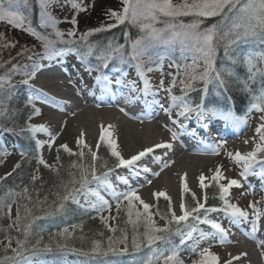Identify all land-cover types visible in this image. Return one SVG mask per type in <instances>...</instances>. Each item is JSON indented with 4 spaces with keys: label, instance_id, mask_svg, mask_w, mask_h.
Here are the masks:
<instances>
[{
    "label": "rangeland",
    "instance_id": "obj_1",
    "mask_svg": "<svg viewBox=\"0 0 264 264\" xmlns=\"http://www.w3.org/2000/svg\"><path fill=\"white\" fill-rule=\"evenodd\" d=\"M77 3H81L86 10L85 11H76L72 8L70 0H53L52 5L47 9L50 14L55 17L56 24L55 28L63 33H67L69 30H74L76 32L75 37H68L65 35L63 37L64 41H72V40H81L80 36L83 33H88L93 29L100 28L104 25H112L116 24V20L114 17H110L108 15L109 11H116L117 13H121L123 11V2L122 0H75ZM174 3L178 2V0H173ZM19 11L25 16V21L22 28H16L12 25L7 24L6 22H0V33H3L4 35V41L0 43H10L14 44V47H0V62L4 63L8 61L10 58H14L11 60V63H5V65L12 67V64H17L20 66V70L16 73H14V79L15 82H18L21 84V81L23 79H26L27 77L24 75L26 71L32 70L33 61H30L27 59L28 55H32L33 53H43L45 51L43 44L40 40L36 38V35L47 37L48 39L56 40V37L53 34V28L48 26V24L45 23L46 17L42 15V10L39 4V0H30V3L27 7L20 6ZM218 16L208 17V18H196L193 16H182L179 17L178 20L180 22H183L185 24H188L192 22L194 19H199L201 21L199 25L198 31L204 32L206 29L210 28V25H206V20L210 18H215ZM75 18L77 21V24L73 26L71 23L72 19ZM168 19L167 17L159 16L158 22H152L149 20H143V18L140 19L139 24H133L129 23L128 21H125L123 24H117L115 27L118 26H125L128 29H130L132 32L128 33L126 37V43H125V51L130 53L131 52V43L134 42L137 39H140L141 37H144L146 35V31H141V24H147V23H153V27L155 28H162L164 27V24L159 21H164ZM37 23V26H33V23ZM112 27V28H115ZM110 28V29H112ZM28 29H31L32 32L36 33V35H32L29 33ZM109 30V29H106ZM105 31V30H102ZM101 32V31H99ZM93 33H96V31H91V34L86 37H90ZM214 37V36H213ZM84 41V40H82ZM213 47L214 46V38H213ZM56 44H62L59 40L56 41ZM24 51V55L18 56L17 53H20ZM216 49L214 51L213 56V65L216 61ZM34 61L38 64H40L39 57L34 56ZM56 61V59H54ZM250 60V59H249ZM248 60V61H249ZM48 61V60H47ZM53 61V60H52ZM99 63V61L96 59L94 63V68ZM263 63L264 60H261L259 56H255L251 60V64L254 66H257L258 68L263 69ZM27 64L28 68L24 69L22 66ZM74 67L78 69L81 75H84V72L87 74L86 77H95L99 75L100 73L90 72L86 71L84 69V66L79 65L78 63H73ZM137 62L135 60L129 59L125 63H120L118 61H112L109 64L108 70L103 73L104 75H107V73L111 74L109 77H116L122 78L123 82H134L136 91H138V88L140 87V92L149 100L152 102H147L150 104L152 108H154V115L159 122H163L165 124L170 123V121L174 119H179L180 123L187 124L188 121L191 119L193 122H197L199 120L197 118L196 114L191 113L188 117V119H184V117H178L177 113L182 111L183 104L182 101H177L175 104H173L167 89L173 84V79L175 78V87H172V94L173 90L176 89L179 92H189L192 90V88H185V84L187 83H193V86L198 84H204V82L200 79L195 80L194 82L190 80L191 75L199 76L205 68L204 64V57L203 54L200 51H197L194 46L191 45V42H189V46L184 47L181 45L180 42L175 43H152L148 49L147 52L142 60V66H143V73L144 78H146L149 82L150 88L147 94L144 92V81L141 79L140 74L137 71ZM177 65H179V69L177 68ZM190 66V67H188ZM256 67V68H257ZM115 68H119L121 71H115ZM151 68L152 71H148V69ZM126 70V75L123 76L120 73ZM84 71V72H83ZM187 72V75H186ZM39 75V71L36 72L35 78L29 81V85H23L25 87L26 93L28 96L27 101L32 104L36 105L37 108L40 109V114L37 115L38 118H35L28 124H32L35 126H41L40 124L44 121H47L50 119V117H57V115L53 114L51 115V112L46 110L42 105L41 102L37 100V97L35 93L33 92V89H36V79ZM79 75V73H78ZM161 81H163V88L161 87ZM181 81H184V83H181ZM72 83L69 87L71 90L76 89L73 86ZM160 105H163L162 108ZM172 105L170 110L171 119L169 118V114L165 112L166 108H169V106ZM180 105V106H179ZM41 108L43 110H41ZM219 112V111H218ZM254 114V116H252ZM243 120L246 121V123H242L238 120L234 121L232 127L234 129H240L242 127H245L246 125L253 124L255 121L260 122L259 117L260 115L258 113H250L247 111L243 113ZM214 116H218L222 118L223 120H229L231 121L232 114L226 113H218V114H212V116H205L206 119L212 120ZM204 116H201V119H203ZM197 119V120H196ZM204 119V120H206ZM69 121V120H68ZM122 121V120H121ZM125 121V120H123ZM118 121L116 122L117 127L125 126L129 127L128 125H124V123ZM126 122V121H125ZM148 123V122H147ZM156 123V122H155ZM155 123H152V125H155ZM27 124V125H28ZM74 126L73 128L78 129L79 124L73 122ZM136 125L133 129H128V133L135 136L133 143L132 141L129 143L130 145L137 146L139 143H143L144 141H147L150 139V135L147 134V126L145 125H151V122L148 124H140ZM78 126V127H77ZM66 129H69V127L66 125ZM55 130L54 133V140H55V146L49 147L47 145L52 140L46 138V135L48 132L51 131V128H47L46 132H29L32 137L30 139L34 142L40 141L41 146L38 147V152L40 155V159H43L44 162L52 168V166L57 161V155L59 151H63V148L61 145H67L70 152L73 153L72 156L74 158V163H78L79 169L81 167H85L86 169L89 167H92L93 165H96L99 168L98 162H94L91 157V153H96V145L99 142L98 145L103 144L106 148H109L108 150L112 151L111 146L108 143V139H105L103 141L100 140V136L96 135L95 140L91 143H88L84 140L85 145L78 146L77 142L70 141L69 137L66 136L65 131L61 129H53ZM93 130L95 128L93 127ZM243 131V130H241ZM240 131V132H241ZM123 134V133H122ZM80 138V136H79ZM85 139V137H83ZM34 139V140H33ZM111 140V139H110ZM112 141V140H111ZM123 139L119 135L117 138V142L112 141L116 145V151L119 153L121 150L123 143ZM221 140H217L212 138L213 142V148L218 149L219 153L216 156L209 157L210 160H216L215 164L213 165V171L211 172V175L209 174L204 183L209 186L213 182L215 183L216 187L219 185L221 186H227L228 182L231 180H236L239 183V187H230L227 194L224 195V199H222V202L224 204V208L226 210L223 211H217V210H211L203 213V218H199L197 222L193 225L194 228H196L197 231L193 232V235L200 238L199 240V248L202 250L204 248H207L211 253L216 255L218 259V264H225L226 260L225 258L231 259L232 257H240L235 263L232 264H264V232L260 231V235H257L255 239L254 237L249 236V238H246V243L236 245L230 249L227 245H225L224 239L222 236L219 237L217 233L215 234L216 229L212 228L211 224L209 223H202L201 221L204 219H207L213 223H218L221 225L223 229L226 230V233L230 237H238L241 234L237 232V229L234 227L233 219L234 217L231 215V210L226 208L225 205H235L238 208H240L243 211H246L249 213L247 220H239L238 225L246 229L249 232L253 231L252 223L249 218L253 217V209L249 207V204L255 203L257 207V202L260 200V198L264 197V187L262 186V181H256L258 179H264V166H262V163H258V161L253 162L251 167L249 168L248 172L241 176L240 173L244 171V162H237L236 160H230L231 157L229 154L230 148L229 145L220 143ZM34 142V143H35ZM97 142V143H96ZM260 143V140L257 139L256 136H254L253 139L250 140L251 150L247 152H252L255 150L256 145ZM121 144V145H119ZM137 144V145H136ZM0 150H6L10 153L8 155L7 159L13 160V166L10 169L9 172L12 171L13 167L19 160H21L22 156L18 153L20 150V145H18V142L13 139L10 133H6L3 131H0ZM207 145V144H206ZM210 147V146H209ZM225 147L226 157H223L221 148ZM140 149V147L138 148ZM136 151V149H135ZM83 152V156L79 155V153ZM90 154V158L87 156ZM120 154V153H119ZM260 154V152L257 153V156ZM111 155V152H110ZM121 155V154H120ZM122 157V155H121ZM123 158V157H122ZM224 158V159H223ZM5 160V162H6ZM220 163H222V166L219 167ZM233 165L236 167V171L230 170V166ZM220 168L221 170V179L217 182L213 180V176L215 175V171L217 168ZM198 168V167H197ZM81 171V170H80ZM262 171V172H261ZM257 172L260 173V177H258ZM106 173V172H105ZM6 174V173H5ZM5 174H1L0 176H4ZM113 174V173H112ZM199 172H197L196 177H199ZM109 178V175H107ZM105 176H102V181L107 178ZM254 178V179H253ZM256 179V180H255ZM94 182V181H93ZM90 182L88 183L81 194L77 196L76 204L77 206L86 211H92L95 212L101 217H117V209H116V203L117 199L114 197V195L105 194L103 193L104 189L101 187L99 188V184H101V181L96 182ZM264 182V181H263ZM194 181H191L187 188L188 191H182L177 200H174L171 194H168L167 191L165 193L170 198L168 201L170 202V206L172 209V212L175 213L176 216L183 215L180 205L184 202V198L187 194H189L191 197H193V194L195 195V202H204L205 198V188L200 187V183L196 184L194 186ZM101 190L99 195H107L105 200L109 202L111 205L110 210H99V201L97 200V197L95 195V198L93 196V193L95 191ZM95 190V191H94ZM124 191V190H123ZM122 191V192H123ZM98 192V191H97ZM121 192V193H122ZM162 192V191H158ZM164 192V191H163ZM102 193V194H101ZM136 195L140 197V199L144 202L150 205L149 211L147 214L144 213L143 207L140 204V201H133V208H132V215L129 217L128 215V201L123 199V196H121L120 202H121V209L119 211V216L117 218L118 221H121L119 219L122 218L124 222H127V225H133V227L138 230L141 229L143 233L145 234V231L147 229L146 224V217L147 215L152 216V220L156 227H163V223L160 222V220L155 217L154 212L152 211L157 201L164 198H156L149 194H142V192H137ZM96 204L97 208H93L92 205ZM260 208L257 207V209L261 210L260 218L264 214V204L259 203ZM16 209L17 205L12 207V213H11V221L15 219L16 216ZM21 210V209H20ZM139 211L141 213L140 217H137L136 213ZM45 214H48L47 209L44 211ZM171 214V213H170ZM259 218V219H260ZM231 219V221L226 222L225 220ZM133 221L135 223H130L129 221ZM116 219H109L108 224L109 226H113L115 223H118ZM224 221V222H222ZM222 222V223H221ZM258 221V225H259ZM184 229V228H183ZM181 229L180 232L176 234L177 236V245L175 246L177 250H174L177 252L179 258L184 261V264H192L193 260H199L200 257L198 253H193V244L191 243V240H186L184 243H181L182 237L186 235L187 232L191 231V229H188L185 227L183 230ZM201 233H203V238H201ZM154 235H157V233H154ZM193 236V237H194ZM245 238V236H243ZM195 238V237H194ZM218 239V240H217ZM263 239V240H261ZM215 240H217V244L215 243ZM157 241V240H156ZM169 244H165L164 242H154L152 244L151 249V255L154 256L153 258H148V262L146 264H149V262H152V264H156V261L158 258L171 254V250H166V247ZM192 245V246H191ZM9 246V250L7 252L4 251V247ZM17 245L14 243L7 244L6 242L0 243V259H3L5 256L11 257L13 253L11 252V248H16ZM120 247V246H119ZM181 249V251L179 250ZM159 254V256H158ZM67 259V258H64ZM63 259V260H64ZM129 264H144L145 262H141L138 260H134L133 258H128ZM19 264H45L44 261H40L36 257H28L24 261L20 262ZM62 264H71L70 259L64 260ZM159 264H163V260L160 259Z\"/></svg>",
    "mask_w": 264,
    "mask_h": 264
},
{
    "label": "trees",
    "instance_id": "obj_2",
    "mask_svg": "<svg viewBox=\"0 0 264 264\" xmlns=\"http://www.w3.org/2000/svg\"><path fill=\"white\" fill-rule=\"evenodd\" d=\"M250 2L257 8L259 7V0H238L232 11L227 12L226 10V16H218L206 20V25H216L213 37L217 53L216 61L213 65L215 71L211 73L213 78L207 84L206 92L204 91V84L193 86L189 92L181 93L174 89L173 95L183 97V103L186 102L193 108L197 104H201L202 109H219L222 112L242 115L246 111L254 110V104L262 102L259 98L264 94V74H262V71L257 70H264V63L263 69L253 65L250 71L248 60H252L255 56L261 57L264 54V39H262L259 29H257L255 35L249 34L245 36L243 34V26L234 27L236 24L243 25L247 22L250 13L241 12L240 9ZM252 23L255 24V20ZM33 26H37V23L34 22ZM129 32L131 33L132 31L130 29L127 30L125 26H118L93 33L84 41L72 40L75 43L61 42L62 44H55V47L57 49L72 47L83 52L87 51L88 46L91 45L98 55L110 43L113 46L125 45V33L128 35ZM66 55L72 56L89 68L94 67L97 59L94 55L82 61L75 52H70ZM10 69L7 65L0 68V76L11 77L10 81L5 83V92L0 97V100H2L0 111L5 113L0 117V125L14 128L15 132L19 133L21 128H27V124L36 114L34 113V108L27 101L22 83L15 82L14 73H11ZM217 73H219V79L215 78ZM253 73H256L255 76H253ZM29 116H31V119H29ZM8 133L15 137L18 145H20L21 153L23 152L25 155L19 160L21 167L0 183V204H3L5 200L11 202L7 197V193L10 191L22 193L24 188H27L29 190L28 198L23 196L12 197V199L17 201V203L12 204V207L19 204L21 217L24 218L28 216L24 207L27 205L31 211L32 226L29 229V235L25 237L23 224L28 223L29 220L22 219L21 230L18 231L15 226L9 227L12 221L7 215V209L5 208L3 212H0V243L6 242L7 244L14 243L17 245V239L25 241L20 249L21 256L16 257L14 260L5 261V264H19L28 257H36L40 261H44L45 264H62L67 259H70L71 264H129L128 258L131 257L146 264L150 256L151 258L154 257L151 255V246L154 242L160 241L169 244V247H166L167 251H172L173 249L178 251L175 247L178 243L176 234L185 227L193 226L198 220L193 217L199 216V218H202L203 213L207 212L201 209L199 213H193L184 222L168 224L171 229L170 233H157V235L164 238L155 240L151 244L148 243L141 229L136 230L133 225H127V222H124L122 218L119 219L121 221L116 219L118 223L112 226L116 229L115 232L108 231V228L104 226L98 215L80 209L76 201L74 202L71 198L64 201V209L57 212L55 208L62 202V197L67 194L66 187L69 191L73 187L77 189L72 193L76 199L83 191L79 183L75 185L70 183L74 178L76 180L79 179L81 172L79 164L74 163V158L69 152L61 150L58 152L57 161L52 168H46L43 164L38 163L37 148L30 139L28 131H24L19 135ZM108 149L103 144H100L96 149L97 159L94 162H98L99 168L96 165L93 166L98 176L108 172L109 169L113 170L117 164ZM87 156L90 158V154ZM257 161L264 164V153H260L257 156ZM2 162H0V166ZM74 164L76 167H73ZM81 168L86 169L85 167ZM90 169L91 167L87 168V170ZM34 175L38 177L36 181L31 179ZM90 181L91 179H89ZM221 195L219 185L216 187L213 182L207 186L205 189V197L207 199L205 200L204 198L203 202L205 209L221 210L223 206ZM37 200L40 203H36ZM184 202L186 209H190L196 204L194 198L189 194L185 196ZM169 205L168 200L160 199L152 210L155 217L164 226L171 219ZM46 209L48 213L52 212L53 214H45L44 211ZM36 216L41 218L35 219ZM64 229H67V233L61 235ZM100 233H103V235H100ZM121 235L127 238V252H118L117 254L109 252L107 255L93 253L94 241H98L101 249L106 251L108 248V237L119 238ZM133 237L136 238V243L140 245L138 248L133 245ZM37 240H40L39 245H36ZM45 245L50 247L52 251L45 250ZM58 245L62 247H58ZM116 247L123 249L124 245L120 244L116 245Z\"/></svg>",
    "mask_w": 264,
    "mask_h": 264
},
{
    "label": "snow or ice",
    "instance_id": "obj_3",
    "mask_svg": "<svg viewBox=\"0 0 264 264\" xmlns=\"http://www.w3.org/2000/svg\"><path fill=\"white\" fill-rule=\"evenodd\" d=\"M71 6L76 11H85L86 8L81 4L75 2V0H70ZM123 2V11L121 13H117L116 11H109L108 15L110 17H114L116 20V24L112 25H104L100 28L93 29L91 31H102L106 29H110L112 27H115L117 24H123L125 21H128L129 23L133 24H139L140 19L143 18V20H149L152 22H158V17L163 16L167 17L168 19L164 21H159L164 24V27L162 28H155L153 27V23H147V24H141V31H146V35L144 37H141L140 39L135 40L131 43V52L128 53L125 51L124 45H115L113 46L111 43L107 46L106 49H103L99 52L97 55L96 51L94 50L93 46L89 45L87 51H80L79 49H75L72 47L68 48H60L57 49L55 47L56 41L59 40L62 43H75V41H64L63 37L67 35L68 37H75L76 32L74 30H69L66 34L59 31L55 28L56 20L55 17H53L50 12L47 11V9L52 5L53 0H39V4L42 10V15L46 17L45 23L48 24V26L53 28V34L56 37V40L48 39L47 37L38 36L36 33L32 32L31 29H28L29 33L32 35H36V38L40 40L43 44V47L45 51L43 53H33L32 55H28L27 59L30 61H33L32 70L26 71L24 75L27 77L26 79H23L21 81L24 85H29V81L35 78L36 72L40 70L43 65L38 64L34 61L33 57L38 56L41 60H48L51 62L53 59L63 57L67 53L75 52V54L82 60L85 61L90 56H96L99 63L96 65L94 69H90V71H96L100 73L95 77V80L97 84L101 85L102 91H107L109 86L113 83L117 85H123V79L117 78L115 81L109 79L108 76L103 74V69H106L109 67V64L112 61H118L120 63H125L129 59L135 60L137 62V71L141 76V79L144 81V92L145 94L148 93L150 85L146 78H144L143 73V66H142V60L147 52L148 47L152 43H175L180 42L182 46L187 47L189 46V42H191V45L196 48L197 51H200L203 54L204 57V64L205 68L204 71L199 75H191L190 80L195 81L197 79H200L204 82L205 89L204 91H207V84L211 81L213 78L211 76V73L215 71L213 67V56H214V47H213V36L214 31L216 29V25H212L210 28L206 29L204 32L198 31L199 25L201 21L199 19H194L192 22L185 24L183 22H180L178 20L179 17L182 16H193L196 18H208L213 16H226V10L227 12H230L235 7L236 3H238V0H178V2L174 3L173 0H122ZM30 3V0H0V22H6L9 25H12L16 28H22L25 16L19 11L20 6L27 7ZM241 12L244 13H250V15L247 18V22L243 25L236 24L234 27H244V35L247 36L249 34L255 35L257 32V29H259L260 35L262 39H264V0H259V7L257 8L253 3H249L248 5H245L244 8L240 9ZM255 20V24L252 23V21ZM71 23L73 26L77 24V21L75 18L72 19ZM91 31L88 33H83L80 36L81 40H85L88 35L91 34ZM125 36L127 37V33H125ZM4 41V35L3 33H0V42ZM14 44L10 43H0V47H14ZM227 54V53H226ZM18 56L24 55V51L17 53ZM261 60H264V54L261 55ZM14 58H10L8 61L4 63H0V68H3L5 66V63H11V60ZM250 68L249 70H252L253 65L251 64V60L248 61ZM24 69L28 68V65L25 64L22 66ZM190 67V66H188ZM177 68L179 69V65H177ZM20 70V66L17 64H12L11 69L9 70L11 73H16ZM115 71H121L119 68H115ZM148 71H152L151 68L148 69ZM262 71V74H264V70H257ZM256 73H253V76H255ZM187 75V72H186ZM216 79H219V73H217ZM11 79L10 76H0V97L3 96L5 92V83L9 82ZM181 83H184V81H181ZM221 83H223L221 81ZM30 86V85H29ZM128 87L135 91V84L134 82H130ZM161 87L163 88V81H161ZM172 87H175V78L173 79V84L167 89L168 94L173 102L177 101H183V97L176 96L172 94ZM193 83H187L185 84V88H192ZM262 102L260 104H254L253 107L261 113L259 120L260 123L256 127L255 132L259 136L260 143L256 145V148L254 151L249 152L247 155H241L239 152L235 154L234 159L237 162L244 161V171L240 173L241 176H244L249 168L251 167L253 162L257 161V153H264V94L259 98ZM0 104H2V100H0ZM162 108L163 105H160ZM172 105L169 106V108L165 109V112L169 114V118L171 119L170 110ZM202 105L197 104L194 108L191 107L186 102L183 103L182 111L177 113L178 117H184V119H188L189 115L192 112H196L197 118L200 119L202 116ZM34 113L36 115L40 114V109L35 108ZM5 113L3 111H0V117H2ZM29 119H31V116H29ZM242 123H246V121L243 120V118H237ZM172 123L175 125H178L181 130H186L187 126L183 123H180L179 119L172 120ZM206 127V125H204ZM0 128H2L3 131L11 132L13 134L19 135L20 133H23L24 131H29L32 133L35 132H46L47 129L44 126H35L32 124H28L27 128H21L20 132H15L14 128H9L7 126L0 125ZM172 133V138L175 140L177 138V132L169 129ZM84 134L81 133L80 138L77 140V145L82 146L85 145L84 142ZM110 137V133L108 131H105L102 127L101 129V135L100 140L103 141L105 139H108ZM54 137L52 138V142H54ZM108 143L111 146V155L116 158V161L118 163L115 165V167H130L132 166L136 161L140 160L146 153L153 152L155 148H168L170 149L172 145L170 143L166 144H157L154 146V148H147L144 151L140 152L137 155L132 156L130 159H124L121 157V155L116 151V145L113 143L110 139H108ZM247 143V141L245 142ZM41 146V142L37 141V147ZM51 143H49V147H51ZM63 150L65 152H69L70 155L73 153L70 152L67 145H61ZM215 151V150H214ZM10 155L9 152L6 150H0V162L3 161V157ZM25 154L22 152L21 156L23 157ZM79 155L83 156V152L79 153ZM230 156L232 154H229ZM92 160L95 161L97 159V154L95 152L91 153ZM39 164H43L46 168L51 167L50 165L46 164L43 159L38 160ZM168 164H165L164 167H168ZM21 164L17 162L15 166L13 167L11 172L6 173L4 176H0V183H2L4 180L7 179L8 176H11L13 172L16 171V169L20 168ZM73 167H76L74 164ZM111 171V169H109ZM144 172H148L149 169L144 168ZM156 175H159V173H156ZM103 176H107V173H103ZM221 170L218 167L215 171V175L213 176V180L219 181L221 179ZM32 181H36L38 179L37 176L31 177ZM89 179L94 181H102L101 176H98L96 173L95 167H91L90 170L81 168L79 179L76 180L75 178L70 181L72 185H75L79 183L80 188H84L88 182ZM200 182V187L205 188L207 185L204 183L206 177L204 175H200L198 177ZM125 183L127 181H124ZM151 183V181H149ZM239 183L236 180H231L228 182L227 186H221L220 192H221V199H224V195L227 194L230 187H239ZM181 188L182 191H188L187 184H186V177H181ZM77 189L73 187L71 191H69L66 187L67 194L62 197V202L58 205V207L55 208V211L59 212L64 209L65 204L64 201H67L69 198H71L74 202L76 201L75 196L72 194ZM93 195H96L97 200L99 201V210H110L111 205L107 200H104L102 197L99 196L98 193H93ZM156 198H164L166 200H169L170 198L167 196L165 192H157L153 194ZM14 196H23L24 198H28L29 196V190L27 188H24L22 193H13L9 192L7 193V197L11 202H8V200H5L3 204H0V212H3L4 209H7V215L11 219V213H12V204L17 203L15 199H12ZM123 196L124 200L128 201V215L131 217L132 215V208H133V201H140V204L143 207L144 213L147 214L150 208V205L147 203H144L138 195L134 191L128 192V193H114V197L117 199L116 203V209H117V217H101L102 223L106 228H108V231L115 232L116 229L109 226L108 220L111 219H117L119 216V211L121 209V202L120 197ZM193 198L195 199V195L193 194ZM207 197H205V200ZM36 203H40L39 200L36 201ZM259 203V202H257ZM25 207V212L28 213V216L22 218L20 214V206L17 205L16 209V216L15 219L12 221V224L9 225V227L15 226L17 230H21V221L22 219H28L29 222L23 224V234L25 237L29 235V229L32 226L31 223V211L28 208L27 205ZM93 208H97L96 204L92 205ZM226 208L231 210V215L234 217L233 223L238 222L239 220H247L249 213L246 211L241 210L235 205L227 204L225 205ZM249 207L253 209V216L254 219L252 220V227L253 230L256 229L257 222L260 218V210L257 209L256 204L252 203L249 204ZM181 211L183 215L176 216L174 212H172L171 206L169 205V212L171 213V219L167 221L166 225L164 227H156L151 215H147L146 217V224L147 229L145 231V238L147 239L148 243L151 244L155 240L163 239V236L154 235V233H164L169 234L171 229L168 227V224H171L172 222L180 223L181 221L188 220L189 216H191L193 213H199L201 209H204L205 211H209V209H205L204 203L197 202L195 206L191 207L190 209H186L184 203L182 202L180 205ZM214 210V209H213ZM49 215H52V212L48 213ZM137 217L141 216V213L137 211L136 213ZM41 217L36 216L35 219H40ZM194 219H199V216L193 217ZM130 223H135L133 221H129ZM202 223H209L211 224L212 228L216 229L217 232L221 233V236L223 238H226V230L221 227L218 223H213L207 219H204L201 221ZM179 231V229H177ZM197 231L196 228H192L191 231L187 232L184 237L181 239V243H184L186 240H192L193 241V253H198L200 259L199 260H193L192 264H218V257L211 253L207 248L200 249L199 248V240L195 239L193 237V232ZM64 233H67V229H64V232L61 233L63 235ZM69 235H71L69 233ZM100 235H103V233H100ZM203 233H201V238H203ZM17 247L11 248V252L13 255L11 257L5 256L3 259H0V264H5V261L8 260H14L16 257L21 256V246L25 243V241L17 239ZM223 242V240H222ZM40 244V240L36 241V245ZM123 244L124 248L119 249L116 247V245ZM93 253H98L100 255H107L109 252L113 254H117L118 252H127V238L124 235H121L119 238H114L112 236L108 237V248L107 250H102L100 243L98 241L93 242ZM133 245L135 247H139L140 245L136 243V238L133 237ZM35 247V246H34ZM58 247H62L58 245ZM45 250L52 251L50 247L47 245L44 246ZM9 250V246L4 247V251L7 252ZM160 259L163 260V264H184V261L181 260L177 254L176 251H172L171 254L164 255L157 259L156 264H159ZM233 259L238 260L240 257H233ZM149 264H152V262H149ZM227 264H232V261L229 260Z\"/></svg>",
    "mask_w": 264,
    "mask_h": 264
},
{
    "label": "bare ground",
    "instance_id": "obj_4",
    "mask_svg": "<svg viewBox=\"0 0 264 264\" xmlns=\"http://www.w3.org/2000/svg\"><path fill=\"white\" fill-rule=\"evenodd\" d=\"M58 67L66 68V65L64 63L51 61L48 62L46 66L40 68L39 75L35 81L36 89H33L37 100L46 105L51 112L49 116H53V114L57 115V117H50L49 120L40 124L46 129L51 128L46 138L52 140L55 135V130L53 129H61L63 131L66 130L65 134L72 142H77L79 136L83 133L85 137L84 140L92 144L96 135H101V129L103 127L105 131L110 133L109 139L112 141L117 142L119 135L123 139V145L119 144L122 146L119 153L124 159H130L132 156L139 154L147 148H154L157 144L170 143L172 145L170 149L155 148L153 152L146 153L130 167H116L115 172L99 184V188H104L105 191H103V193L107 195L121 193L124 190V193L132 191L137 193L141 191L142 194L154 196L153 194L158 191H167L168 194L172 195L174 200H177L179 194L182 192L181 177H186L187 186L191 181L195 182L194 186L199 184V179L196 177L197 172H199V176L204 175L207 177L209 174L211 175L216 160H210L208 157L212 154L216 156L219 153L218 149H214L210 146L212 141L208 138V134H206L203 141L199 140L196 137L197 135L202 136L212 127L216 133L210 137H229L230 139L225 142H227V145H229L231 149L229 152L232 154L229 158L230 160H235L234 157L237 152L241 155H247V152L251 150L252 147L249 145L250 140L258 135L255 129L260 122H254L238 130L232 129V125L227 121L213 123L211 126L205 127V122L203 123L204 120L201 118L199 120L196 119L199 125L195 122H189V125L186 124V130H181L180 127L173 124L172 121L165 124L159 122V120L153 116L154 108L150 105L147 106L148 104L141 95L140 87L138 91H132L128 87L130 82H123V85L113 83L109 86L107 91H102L101 85L97 84L95 79L92 85H83L90 82L91 79L86 80L81 78L75 68L67 67L66 69H57ZM65 76L75 78L73 87H76V89H74V91L69 88L71 85L68 83L71 82L67 81ZM109 79L113 80V78L110 77ZM94 107H97V109ZM206 114L207 113L204 115ZM121 120H125L126 122L123 121L124 125L126 124L129 127H117L116 122H122ZM149 120L156 122L155 125H145L147 126V134L150 135V139L132 147L129 143L131 141L133 143L135 136L128 133V129H133L136 125H139L138 123L147 124ZM73 122L79 124V127L77 126L78 129L73 128ZM191 123L193 124L191 125ZM194 124L197 125L195 126ZM66 125L69 129H66ZM93 127L95 130H93ZM169 129L177 132V138L175 140H173L172 133ZM246 141L247 143H245ZM50 143L52 145L51 147L55 146V140ZM47 145H49V143ZM139 147L140 149H138ZM220 150L222 151L221 155L226 157L225 147ZM116 163H118V161H116ZM165 164L169 166L164 167ZM12 166L13 160L7 159L0 167V173H8ZM220 166H222V163H220L219 167ZM144 168L149 169V171L144 172ZM235 169V166H230V170L236 171ZM156 173H159V175H156ZM257 174V176L260 177V173L257 172ZM124 181L127 182L125 183ZM149 181H151V183H149ZM256 181H262L261 184L264 187V179L257 178ZM107 195L99 196L105 199ZM93 196L95 198V195ZM258 202L264 204V197L260 198ZM259 203H257L258 208H260V205H258ZM249 219L252 223L254 218ZM225 221L229 222L231 219ZM258 221L260 224L258 225L257 222L256 229L251 232L239 226L238 222L233 223L232 225H234L237 232L241 235L233 238L226 235V238L223 239L225 245L232 249V247L236 245L246 243V238H249V236L255 239L257 235H260L258 234L260 231L264 232V214ZM216 233L221 237V233L215 231V234ZM243 236H245V238ZM194 237L197 240L200 239L196 236ZM217 240H215L216 244L218 242ZM191 243L193 244L192 240ZM225 259H227L225 264H227L229 260H231L232 263L237 261L233 259V257L231 259Z\"/></svg>",
    "mask_w": 264,
    "mask_h": 264
}]
</instances>
